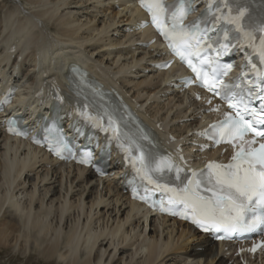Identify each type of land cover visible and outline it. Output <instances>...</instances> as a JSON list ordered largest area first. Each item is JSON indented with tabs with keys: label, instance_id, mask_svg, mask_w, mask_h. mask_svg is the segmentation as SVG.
Masks as SVG:
<instances>
[{
	"label": "bare ground",
	"instance_id": "6f19581e",
	"mask_svg": "<svg viewBox=\"0 0 264 264\" xmlns=\"http://www.w3.org/2000/svg\"><path fill=\"white\" fill-rule=\"evenodd\" d=\"M136 1L0 0V92L17 90L14 103L3 115L23 113L28 122L34 123L37 115L49 111V86L66 89L67 69L71 62H79L108 85L117 87L140 115L166 137L168 146L181 144L191 162L198 165L205 156L217 157L221 149L200 152L195 133L213 116L205 115L190 90L182 91L178 81L180 66L169 70L157 67L166 59L164 49L158 42L149 44L154 36L150 28H138L144 13ZM62 110L68 115L69 105L64 104ZM170 136L176 139L174 143ZM20 163L22 167L18 169ZM34 169L37 179L29 184L24 179L34 176ZM126 171L122 164L115 163L105 177L97 178L90 169L65 164L28 141L7 135L0 120V248L13 247L18 252L38 249L35 252L39 257L57 259L60 264H173L176 257L172 253L180 250L175 264H230L233 258L234 264H243L239 263L241 259L246 264H264V256L234 257L235 250L229 243L213 242L190 225L157 216L132 201L124 190ZM40 189L44 191L40 197L43 202L33 210L36 201L32 196ZM53 190L62 202L54 198L47 203V215L42 218L44 201L53 195ZM87 190L98 191V199L97 210L93 212L91 206L85 214ZM78 191L79 208L71 206L69 221L83 223L88 232L84 239L68 232V249L64 246L59 250L53 244L56 237L50 239V231L44 232L37 224L49 219L52 224L57 220L62 223L55 206L66 205ZM101 207L113 212L106 215V211L102 216ZM111 214L116 217L110 218ZM22 217H26L25 222ZM157 219L162 221L157 226L160 237L167 238L162 242L154 231L147 233L152 229L149 222ZM34 232L36 238L32 236ZM42 235L45 238L41 243Z\"/></svg>",
	"mask_w": 264,
	"mask_h": 264
},
{
	"label": "snow or ice",
	"instance_id": "6c2138e0",
	"mask_svg": "<svg viewBox=\"0 0 264 264\" xmlns=\"http://www.w3.org/2000/svg\"><path fill=\"white\" fill-rule=\"evenodd\" d=\"M144 6L153 13L152 22L164 31L162 23L159 20V15L165 11L162 0H154V3L145 4ZM178 11L180 16L178 17L174 14L172 17L173 23L171 31L181 38H184L186 33L182 26L178 24V20L182 19L185 9L181 7ZM245 11L244 9L240 10L239 15L232 21L241 31H243V29L239 22L245 15ZM194 23L195 22H193V26ZM256 31L262 34L259 39L262 46V62H264V25L260 26ZM244 35L249 41H253L254 33L247 32L244 33ZM164 36L169 40L173 39L172 36H169L168 31H164ZM198 44L199 42L197 41V45ZM170 47H173V50L180 55L181 59L186 60L189 67H191L194 72H197V75H200L199 70L193 65L192 61L188 59V56H186L184 52H181L175 45L170 44ZM188 47L192 48V45H188ZM224 47L227 48V45ZM194 51L198 54L199 48L197 47ZM192 54V52H189V55ZM204 84L209 90H215L214 84L209 83L207 79H204ZM222 87L226 86L222 85ZM217 94L219 95V93ZM229 106L235 107V105L232 104ZM262 107H264V105H262ZM237 115L239 116V113H237ZM229 119L238 136L250 128L252 131H256V129L252 128L251 121H245L242 117L236 120H232L231 117H229ZM256 122L264 124V120ZM113 131H115V129H113ZM257 134L264 136V132ZM247 143L251 145L254 142L248 141ZM139 159L143 162V154ZM233 159L237 161L236 164L228 165L223 173L217 174L216 184L219 186V192L213 193L214 198L200 196L198 193L194 192L190 186H186L184 190V203L186 206L189 203L191 204L192 215L189 217L187 211L180 214L184 215L186 219L191 218L193 223L198 225L205 232L213 229L219 231L221 228H224L225 231L235 230V224L239 223L244 213L250 209L253 212H255L256 209H260L262 214L256 216L250 224L245 225L243 230L255 231L258 224H264V144H261L259 149H252L248 152L241 149ZM245 164L247 165L246 167L243 166ZM215 167L221 168L223 166L217 165ZM146 178L149 179L150 183L153 182L150 177ZM191 183L192 182H190V184ZM168 190L175 192L174 189ZM171 202L172 201H170V203ZM233 213H235V215H233Z\"/></svg>",
	"mask_w": 264,
	"mask_h": 264
},
{
	"label": "rangeland",
	"instance_id": "374dc122",
	"mask_svg": "<svg viewBox=\"0 0 264 264\" xmlns=\"http://www.w3.org/2000/svg\"><path fill=\"white\" fill-rule=\"evenodd\" d=\"M115 10H118V8H116ZM21 167H22V163L18 164V169H20ZM35 170L36 169H34L32 171V173H34ZM36 173L37 172H35V175L32 176V177H29V176L26 177L24 179L25 182L29 181L28 182L29 184L30 183L31 184L32 183H35V181L37 179L36 178ZM38 181H40V180H38ZM18 182H17V184H18ZM45 186H48V185H44L43 187H45ZM41 189L38 191V194H36L35 196H32L33 197V200L36 201L35 204H33V210H35L37 207H39L42 204L41 202H43V200L41 201L40 197H43V192L44 191H42ZM30 190L31 189H29V191ZM93 190H96V189H93ZM51 192L53 193V195H49V197H47L45 199V201H44L46 203V206L42 209L43 211L41 210V216L43 215L42 218H44L47 215V205H48L47 203H50V201H52L54 198L56 199L58 197V195H59V193L57 191L55 192V190H53ZM78 192L74 193L71 197H69V200H68L67 204L64 205V206H62V207L61 206L58 207V204L54 203V204H56V206H55L56 207V210L55 211L57 212V215H59V216L62 215V219H63L62 220V223H59L60 221L57 220L56 222H54L52 224V220L49 219L47 222L45 221V224H44V222H40V223L37 224V227L38 228H40V227H43L44 228V232L50 231V239L53 236L56 237V239H55V241H54L53 244L59 250H63L64 249V246H65L66 249H68L67 246H66V242H65L67 240V236H68L67 233L68 232H71L73 234L72 236H78L79 239L80 238H83L84 239L86 237V235H87V232H88V228L85 227L83 225V223H77V222H75V219L74 220H71L70 219V221H69V218L70 217H69L68 210L71 208V206H73L76 209L79 208V198L81 197V193L80 192L78 193ZM97 193H98V191H93V192L88 191V190L86 191V194L84 195V200L86 202V207H85L86 212H85V214H87V212L91 209V206L93 207L92 208L93 212H95L97 210V207H96V204H95V201L98 199L97 198L98 195L96 196ZM39 195H41V196H39ZM57 200H59V199L57 198ZM59 201L62 202L61 200H59ZM100 211L103 212L102 213V216H105L106 211H107V214L106 215H108V212L110 213L112 211V209H106V207H101L100 208ZM34 212L36 213V211H34ZM35 213H34V215H35ZM112 217L115 218L116 216L113 215V214H111L110 218H112ZM120 217L121 218L125 217V214L121 215ZM25 220H26V217H22V221L25 222ZM134 220H132L131 222H133ZM156 221H157V223H156ZM156 221L154 220L152 222H149V224H150L149 227H151L152 229H149L147 231V233H149L151 235V234H153V231H154L156 235H159L157 237L161 239V242L163 240H167V238H165L164 236H162V238L160 237L161 236L160 235L161 229H159L158 227H159V224H161L162 221H160L158 219ZM104 225H105V223H102L101 224V228H102L101 230H102V232H104V230H105ZM57 226H60V228L57 229ZM144 226L146 227V223L144 224ZM0 227H2L1 224H0ZM142 227H143V224H142ZM145 227L143 228L144 230H145ZM144 230H143V233L146 234L144 232ZM32 236L36 238L37 237L36 236V232L32 233ZM44 238L45 237L43 235L40 237L41 243L43 242ZM35 251H38V249L37 250H30L29 252H26L25 250L18 252L13 247H6L5 249L4 248H0V264H47L48 262H50L51 264H60V263H56L57 259H53L52 261H49L46 258L39 257V255L36 254ZM176 252H178V254ZM176 252L173 251L172 257L173 258L176 257V259H177V256H180L181 255V250L180 251H176ZM227 255L230 257L231 256V253H228ZM176 259L174 261H172L173 264H175ZM236 261H239V260L237 259ZM229 262H230V264H234V258L232 259V262H231V259H229ZM147 263L148 264L149 263L150 264H155V263H153V261H148ZM147 263H145V264H147ZM239 263H242V262L239 261Z\"/></svg>",
	"mask_w": 264,
	"mask_h": 264
}]
</instances>
